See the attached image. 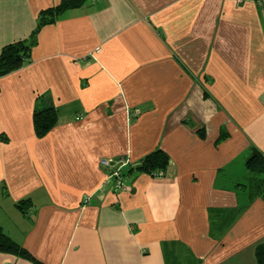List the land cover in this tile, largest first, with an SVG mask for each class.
<instances>
[{"label": "crops", "instance_id": "crops-1", "mask_svg": "<svg viewBox=\"0 0 264 264\" xmlns=\"http://www.w3.org/2000/svg\"><path fill=\"white\" fill-rule=\"evenodd\" d=\"M59 3L0 0V53ZM34 40L0 77V227L30 256L0 264H261L264 199L241 184L264 154L263 7L88 0ZM157 149L164 177L138 170ZM122 156L117 190L101 160Z\"/></svg>", "mask_w": 264, "mask_h": 264}, {"label": "trees", "instance_id": "trees-1", "mask_svg": "<svg viewBox=\"0 0 264 264\" xmlns=\"http://www.w3.org/2000/svg\"><path fill=\"white\" fill-rule=\"evenodd\" d=\"M88 0H60L55 7L43 10L37 28L33 34L23 40L12 42L4 46L0 53V77L19 69L30 57V50L34 45V35L41 26L53 22L61 13L70 8L80 7ZM57 113L54 106L36 110L33 115L35 133L38 137L45 136L55 125ZM169 164L168 155L161 149L148 154L138 170L153 175L155 172L165 170ZM248 170L246 183L241 184L247 189L250 197L261 196L264 199V154L256 147H252L245 161ZM23 201L19 207L24 208ZM0 251L8 252L21 257H29V252L19 243L8 236L0 227ZM259 262L264 264V248L258 251Z\"/></svg>", "mask_w": 264, "mask_h": 264}, {"label": "built area", "instance_id": "built-area-1", "mask_svg": "<svg viewBox=\"0 0 264 264\" xmlns=\"http://www.w3.org/2000/svg\"><path fill=\"white\" fill-rule=\"evenodd\" d=\"M245 0H237V2L241 3ZM260 7L264 8V0H254ZM128 163V158L122 156L116 159H102L101 165L104 167H109L111 165H117V168H115L107 177V182H112L113 186L117 190H125L128 189V187L125 185L124 181V173L122 172V167ZM155 177H164L165 172L159 171L155 172L153 174ZM92 195H86L83 199L84 203H88V201L91 199Z\"/></svg>", "mask_w": 264, "mask_h": 264}]
</instances>
